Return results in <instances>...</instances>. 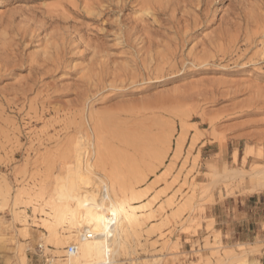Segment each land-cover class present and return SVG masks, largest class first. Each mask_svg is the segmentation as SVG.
Wrapping results in <instances>:
<instances>
[{
  "label": "rangeland",
  "instance_id": "obj_1",
  "mask_svg": "<svg viewBox=\"0 0 264 264\" xmlns=\"http://www.w3.org/2000/svg\"><path fill=\"white\" fill-rule=\"evenodd\" d=\"M87 1L0 0V264H68L40 207L113 165L148 204L118 264H264L206 218L264 189V0Z\"/></svg>",
  "mask_w": 264,
  "mask_h": 264
},
{
  "label": "bare ground",
  "instance_id": "obj_2",
  "mask_svg": "<svg viewBox=\"0 0 264 264\" xmlns=\"http://www.w3.org/2000/svg\"><path fill=\"white\" fill-rule=\"evenodd\" d=\"M108 2L110 5L124 4L123 0H94L87 1L86 7L99 9ZM149 5L148 0L143 1L144 7ZM11 61L12 57L0 60V73L7 71ZM103 172L99 177L89 176L40 207L47 231L44 237L62 254L60 261L68 264H118L120 250L148 213L145 211L148 204L140 201L144 195L137 191L135 180L125 177L115 165L110 171L104 169ZM20 200V193L4 197L5 202H11L16 220L28 229L27 216L18 208ZM36 211L34 208L33 212ZM70 244L75 248L71 254L66 249ZM239 264L248 262L242 260Z\"/></svg>",
  "mask_w": 264,
  "mask_h": 264
},
{
  "label": "crops",
  "instance_id": "obj_3",
  "mask_svg": "<svg viewBox=\"0 0 264 264\" xmlns=\"http://www.w3.org/2000/svg\"><path fill=\"white\" fill-rule=\"evenodd\" d=\"M206 218L214 221L213 230L222 235L224 243L251 242L242 237L264 235V189L244 198H227L223 204L218 201L209 208ZM206 228L207 222H203V237L209 234Z\"/></svg>",
  "mask_w": 264,
  "mask_h": 264
},
{
  "label": "built area",
  "instance_id": "obj_4",
  "mask_svg": "<svg viewBox=\"0 0 264 264\" xmlns=\"http://www.w3.org/2000/svg\"><path fill=\"white\" fill-rule=\"evenodd\" d=\"M69 253L71 254L72 252H74V250H75V248L74 247H71V246H69Z\"/></svg>",
  "mask_w": 264,
  "mask_h": 264
}]
</instances>
